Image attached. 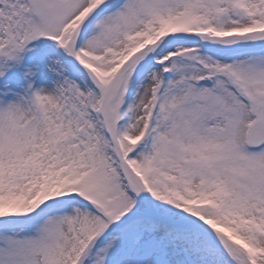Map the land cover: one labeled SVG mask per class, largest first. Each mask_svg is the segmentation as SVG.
<instances>
[{
  "label": "snow or ice",
  "instance_id": "obj_1",
  "mask_svg": "<svg viewBox=\"0 0 264 264\" xmlns=\"http://www.w3.org/2000/svg\"><path fill=\"white\" fill-rule=\"evenodd\" d=\"M0 264H264V0H0Z\"/></svg>",
  "mask_w": 264,
  "mask_h": 264
}]
</instances>
